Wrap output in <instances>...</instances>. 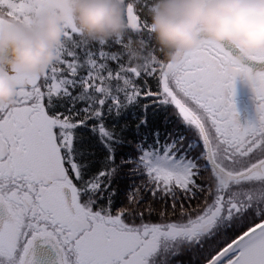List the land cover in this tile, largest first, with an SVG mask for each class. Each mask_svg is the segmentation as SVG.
Wrapping results in <instances>:
<instances>
[{
    "label": "snow or ice",
    "instance_id": "snow-or-ice-1",
    "mask_svg": "<svg viewBox=\"0 0 264 264\" xmlns=\"http://www.w3.org/2000/svg\"><path fill=\"white\" fill-rule=\"evenodd\" d=\"M49 4L0 0V25ZM151 4L125 0L127 33L107 43L66 24L43 76L9 73L0 264H264V53L233 79L235 52L208 41L165 61ZM238 78L257 102L245 126Z\"/></svg>",
    "mask_w": 264,
    "mask_h": 264
},
{
    "label": "clouds",
    "instance_id": "clouds-1",
    "mask_svg": "<svg viewBox=\"0 0 264 264\" xmlns=\"http://www.w3.org/2000/svg\"><path fill=\"white\" fill-rule=\"evenodd\" d=\"M124 5L125 0H50L48 11L27 20L5 18L0 25V105L16 100L10 72L40 77L56 62L66 24L88 41L122 39L128 30ZM148 17L165 61L208 41L235 52L234 62L223 67L225 77L233 79L236 66L264 53V0H152Z\"/></svg>",
    "mask_w": 264,
    "mask_h": 264
},
{
    "label": "rangeland",
    "instance_id": "rangeland-1",
    "mask_svg": "<svg viewBox=\"0 0 264 264\" xmlns=\"http://www.w3.org/2000/svg\"><path fill=\"white\" fill-rule=\"evenodd\" d=\"M236 93H237L236 95L237 103L236 104L241 103L243 105H247L248 100L250 101L249 109L247 112L249 114L247 124H249L250 122H253L254 119L256 118L257 102L255 100L254 93L252 92L251 88L245 82H241V84H239V88L238 90H236Z\"/></svg>",
    "mask_w": 264,
    "mask_h": 264
},
{
    "label": "flooded vegetation",
    "instance_id": "flooded-vegetation-1",
    "mask_svg": "<svg viewBox=\"0 0 264 264\" xmlns=\"http://www.w3.org/2000/svg\"><path fill=\"white\" fill-rule=\"evenodd\" d=\"M241 82H244V81H242L241 79L238 78L237 81H236V84H235V95L233 97V101H234V104H235V108H236V112L237 113H239V112H248L249 105H250V103H249L250 101L249 100L247 102V105H243L241 103L240 104H236L237 103V99H236L237 93H236V90H238L239 84H241ZM248 118H249V116H248ZM247 122H248V119H247ZM247 122H246V125H247Z\"/></svg>",
    "mask_w": 264,
    "mask_h": 264
},
{
    "label": "water",
    "instance_id": "water-1",
    "mask_svg": "<svg viewBox=\"0 0 264 264\" xmlns=\"http://www.w3.org/2000/svg\"><path fill=\"white\" fill-rule=\"evenodd\" d=\"M237 114H238V117H237V118H238V122H239L242 126H245L249 114H247V112H241V113H237Z\"/></svg>",
    "mask_w": 264,
    "mask_h": 264
},
{
    "label": "trees",
    "instance_id": "trees-1",
    "mask_svg": "<svg viewBox=\"0 0 264 264\" xmlns=\"http://www.w3.org/2000/svg\"><path fill=\"white\" fill-rule=\"evenodd\" d=\"M113 66H115V65H113Z\"/></svg>",
    "mask_w": 264,
    "mask_h": 264
},
{
    "label": "bare ground",
    "instance_id": "bare-ground-1",
    "mask_svg": "<svg viewBox=\"0 0 264 264\" xmlns=\"http://www.w3.org/2000/svg\"><path fill=\"white\" fill-rule=\"evenodd\" d=\"M241 113V112H240Z\"/></svg>",
    "mask_w": 264,
    "mask_h": 264
}]
</instances>
